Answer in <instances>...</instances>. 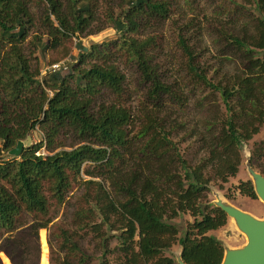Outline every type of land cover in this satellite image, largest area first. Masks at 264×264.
Segmentation results:
<instances>
[{
  "label": "trees",
  "instance_id": "trees-1",
  "mask_svg": "<svg viewBox=\"0 0 264 264\" xmlns=\"http://www.w3.org/2000/svg\"><path fill=\"white\" fill-rule=\"evenodd\" d=\"M128 1L124 30L91 41L68 70L41 75L50 51L61 47L68 56L75 37L108 28ZM233 4L212 11L208 36L223 44L207 57L188 31L192 13L208 16L195 0H0V143L7 153L0 156V233L16 229L23 212L48 217L77 197V230L61 235L81 264L93 257L80 244L88 235L97 264H178L167 255L176 242L188 264H221L223 242L209 232L228 216L207 192L212 181L238 173L243 143L264 124V0ZM176 15L188 19L184 26ZM170 29L175 42L167 44ZM141 88L155 108L131 132L130 98ZM194 93L202 112L217 115L213 105H223L222 115L203 116L187 133L195 152L204 151L196 161L174 139L180 126L157 115L166 101L185 106ZM34 131L42 140L27 146ZM21 140V155L10 154ZM263 152L256 143L253 155ZM236 189L257 198L252 180ZM185 213L194 221L178 238L173 220Z\"/></svg>",
  "mask_w": 264,
  "mask_h": 264
},
{
  "label": "rangeland",
  "instance_id": "rangeland-1",
  "mask_svg": "<svg viewBox=\"0 0 264 264\" xmlns=\"http://www.w3.org/2000/svg\"><path fill=\"white\" fill-rule=\"evenodd\" d=\"M234 2H246V0H195V4L205 5L208 16H203L197 12L192 13L190 16H193L188 22L189 24V34L193 35L195 32L200 37L197 44L200 46V49L209 57L210 53H218L219 47L223 44L218 41L214 43L213 39L208 36V26L212 20V11L216 6L221 5H234ZM132 3L127 2L121 9L123 13V18L127 20L126 15L129 10L132 8ZM197 7V8H198ZM188 8L186 5L183 6L182 11H187ZM119 11V12H120ZM176 20L179 22L180 26H184L187 18L181 15H176ZM109 22V21H108ZM111 22H109V26ZM124 28L122 30H124ZM121 30V31H122ZM104 31V30H103ZM119 31V32H121ZM118 32V33H119ZM102 33H95L86 37L78 35L70 43L71 52L68 56L64 55V49L58 47L57 50L50 51L47 54L46 58L41 59V75H45L48 70L49 65L56 62H66L73 63L75 61L73 55H81L85 49H89L92 42H101L106 38L113 37L118 33L109 34L101 38H93V35H98ZM167 44L170 41L175 42L172 29L167 33ZM172 48L170 45L167 46V56L171 54ZM170 57V56H169ZM180 58H177L179 61ZM169 59L163 68L166 67ZM232 69V66L230 67ZM132 86L139 87V82L136 78L131 79ZM142 94L137 95L136 97L130 98V108L133 110L132 124L130 125V130L135 131L139 125L140 118L143 117L144 113L154 109V103L151 100L145 98V89H139ZM199 95L194 93L191 98L187 101L185 106H179L175 103H170L166 101L162 112L157 113L158 116L162 117L164 122L175 121L174 125L177 124L180 126L178 135L174 136V139L178 140L182 144V150L186 151V155L195 161L198 160L203 154L204 151L199 149L197 152L198 144L195 142L194 137L187 135L192 129L191 127L197 125L203 116H220L223 114V105L220 101L217 104H214L213 107L220 108L217 115L211 113L202 112L200 109ZM207 110V107L204 111ZM181 120H187V123L184 127H181ZM185 134V138L182 136ZM42 135L37 131L31 133L25 141L27 146L37 144L41 142ZM260 144L264 148V124L261 128V132L253 137L248 142H244L241 148V164L239 166V171L235 176H231L226 183H221L219 181H212L210 188L207 192V198L212 202L215 199V193H219L229 201H231L237 207L249 211L255 214L258 217L264 216V204L259 198H252L246 195L241 194L236 188L242 181L252 180L250 173L247 167V154L252 151L255 147V144ZM42 152L47 151L46 147H42ZM0 156L7 157V153L3 150V145L0 143ZM251 164L253 167L260 173L264 175V152L263 156H255L252 153ZM81 177H87L85 174L78 176L75 181H79ZM79 191V185H75L73 190L70 192V196H73ZM231 197V198H229ZM68 200V198H67ZM67 200L62 204H57L50 211L48 217H38L34 214L23 212L19 217L17 222V227L13 231L0 233V264H4L2 260V254L5 253L11 260L12 264H81L79 259L74 258L67 249H63V238L62 230L64 228H69L76 232L77 227L73 225V216L75 213L76 202H78L77 197H73L67 203ZM194 221V217L189 213H185L181 216L176 217L173 220V223L177 226L179 230L178 238H180L184 231L188 228V225ZM46 225V227L41 226ZM79 231V230H78ZM82 234H85V231H79ZM210 235H214L217 239L221 240L223 244L230 246H239L246 241L245 236L240 233L235 227L233 221L228 217V222L215 230L209 232ZM77 236V235H76ZM89 254H92L93 257H89V264H97V256L99 255L98 249L95 247V241L91 235H88L80 242ZM112 246L116 244V240L112 241ZM181 245L179 243H174L171 247V252H167V255H174L176 259V254L180 250ZM177 261V260H176Z\"/></svg>",
  "mask_w": 264,
  "mask_h": 264
},
{
  "label": "water",
  "instance_id": "water-1",
  "mask_svg": "<svg viewBox=\"0 0 264 264\" xmlns=\"http://www.w3.org/2000/svg\"><path fill=\"white\" fill-rule=\"evenodd\" d=\"M25 144L21 140L9 153L20 156ZM252 151L247 154V167L250 173L257 198L264 204V175L251 164ZM212 203L221 208L231 218L237 230L242 233L246 241L239 246L223 244L224 257L221 264H264V216L243 210L225 196L215 193ZM184 248L181 246L176 254L178 264H188L183 257Z\"/></svg>",
  "mask_w": 264,
  "mask_h": 264
},
{
  "label": "bare ground",
  "instance_id": "bare-ground-1",
  "mask_svg": "<svg viewBox=\"0 0 264 264\" xmlns=\"http://www.w3.org/2000/svg\"><path fill=\"white\" fill-rule=\"evenodd\" d=\"M119 11L114 14V16L109 20V22H111V25L104 31H102V33L93 35V38L98 39L109 34H115L124 28V26L126 25V21L123 18L122 10L120 12ZM1 256L4 264H12L10 258L5 253H3Z\"/></svg>",
  "mask_w": 264,
  "mask_h": 264
},
{
  "label": "built area",
  "instance_id": "built-area-1",
  "mask_svg": "<svg viewBox=\"0 0 264 264\" xmlns=\"http://www.w3.org/2000/svg\"><path fill=\"white\" fill-rule=\"evenodd\" d=\"M68 63L66 62H56L53 63L51 65H49V67H47L48 72H54V71H58V70H68Z\"/></svg>",
  "mask_w": 264,
  "mask_h": 264
}]
</instances>
